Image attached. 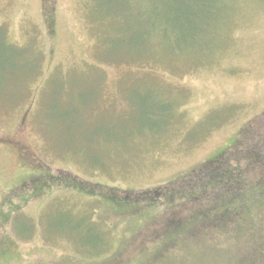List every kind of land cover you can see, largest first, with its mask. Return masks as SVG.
I'll use <instances>...</instances> for the list:
<instances>
[{
	"label": "rangeland",
	"instance_id": "obj_1",
	"mask_svg": "<svg viewBox=\"0 0 264 264\" xmlns=\"http://www.w3.org/2000/svg\"><path fill=\"white\" fill-rule=\"evenodd\" d=\"M169 1L152 51L114 61L91 0H0L7 44L39 57L38 74L42 66L13 108L0 106V264L105 262L160 206L117 217L100 196L62 180L153 191L222 154L263 117L264 0ZM177 16L186 26L171 25ZM123 41V50L133 46ZM56 75L62 86L44 100ZM82 222L100 229L104 253L90 257L60 234L77 238ZM98 230H82V239ZM150 248L125 263L158 264Z\"/></svg>",
	"mask_w": 264,
	"mask_h": 264
},
{
	"label": "trees",
	"instance_id": "obj_2",
	"mask_svg": "<svg viewBox=\"0 0 264 264\" xmlns=\"http://www.w3.org/2000/svg\"><path fill=\"white\" fill-rule=\"evenodd\" d=\"M91 1L96 19L102 26L107 25L104 37L112 49L109 51L114 61L119 60L117 56L134 60L138 54L147 55L152 51L151 40L158 31L165 35L164 26L169 25L163 14L169 9V0H154L149 6H140L134 0ZM181 19L177 16L171 25L186 26L181 24ZM125 38L133 42L127 50L122 49ZM135 46L139 50L136 51ZM31 57L33 59L26 51L7 44L5 34L0 30V81L6 75V80L10 79V82L5 80V87L2 88L3 81L0 84V106L13 108L20 100L17 91L23 82L40 77L42 66L39 74L36 66L39 57ZM61 79L59 75L50 79L44 100L54 85L62 86ZM261 123H264V115L244 129L239 139L222 154L186 177L153 191L128 193L122 189L106 190L98 184L80 182L76 178L62 180L78 185L93 197L100 196L117 217L133 214L143 217L148 208H161L160 213L145 218L130 234L132 240L121 252L96 264H126L130 251L150 247L154 249L152 253L158 264H264V124ZM51 180L58 181L56 177ZM82 223L75 227L77 238L70 236L69 231L60 233V229L53 233H68L78 248L90 257L104 253L107 247L100 229L93 222ZM89 229L98 230L101 236L82 239L81 231ZM75 264L95 263L81 258Z\"/></svg>",
	"mask_w": 264,
	"mask_h": 264
}]
</instances>
